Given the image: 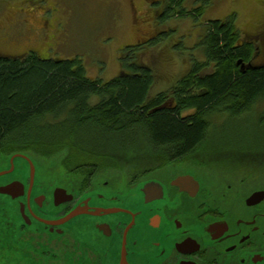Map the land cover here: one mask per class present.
Listing matches in <instances>:
<instances>
[{"label":"flooded vegetation","instance_id":"flooded-vegetation-1","mask_svg":"<svg viewBox=\"0 0 264 264\" xmlns=\"http://www.w3.org/2000/svg\"><path fill=\"white\" fill-rule=\"evenodd\" d=\"M167 10L157 16L167 19ZM260 28L247 38L264 47V23ZM194 113L185 110L180 118ZM247 148L218 146L167 158L83 156L68 167L69 156H58L53 187L36 185L29 205L26 166L17 208L23 204L28 219L17 212L25 247L36 260L51 257L54 264H264V146ZM18 179L14 174L9 182ZM55 189L67 195H58L57 204ZM84 206L87 213L63 224L40 221L57 222Z\"/></svg>","mask_w":264,"mask_h":264},{"label":"trees","instance_id":"trees-1","mask_svg":"<svg viewBox=\"0 0 264 264\" xmlns=\"http://www.w3.org/2000/svg\"><path fill=\"white\" fill-rule=\"evenodd\" d=\"M182 1H168L171 16L200 15V10L177 11ZM252 43L234 25V15L208 22L200 40L204 61H194L170 90L155 96L150 94L154 70L131 54L141 45L124 51L119 76L107 83L89 79L79 59L44 61L32 52L0 55V160L28 154L53 163L72 150L80 156L165 158L214 150L209 117H241L264 102V47ZM258 54V68L242 73L238 60L247 64ZM185 110L195 113L182 119ZM0 215L2 249L12 238L2 203Z\"/></svg>","mask_w":264,"mask_h":264},{"label":"rangeland","instance_id":"rangeland-1","mask_svg":"<svg viewBox=\"0 0 264 264\" xmlns=\"http://www.w3.org/2000/svg\"><path fill=\"white\" fill-rule=\"evenodd\" d=\"M168 1L132 0V6L129 0H5L0 2V55L32 52L44 61L79 59L89 79L107 83L119 76L125 49L141 45L131 54L154 70L155 85L150 94L155 96L174 86L194 61H204L200 40L208 22L234 15V25L242 37L262 32L264 0H184L176 10L189 14L200 10V15L169 16L164 20L165 16H157V12L169 7ZM43 20L45 25L38 30ZM26 28L34 30L33 34H27ZM152 29L154 34L147 35L153 33ZM214 117H209L217 126L214 131L209 128L211 145L264 146V102L255 104L251 113L241 117ZM72 153L68 158L71 162L83 157ZM54 161H43L39 167L41 177H49V182H53ZM7 163L6 159L0 160V171ZM25 169V161L16 158L13 175L20 179ZM10 176L0 177V185ZM6 203L8 214L17 215L13 204ZM9 245L17 253L0 252V264H39L34 256L23 254L24 245L16 238L5 242L0 251Z\"/></svg>","mask_w":264,"mask_h":264},{"label":"water","instance_id":"water-1","mask_svg":"<svg viewBox=\"0 0 264 264\" xmlns=\"http://www.w3.org/2000/svg\"><path fill=\"white\" fill-rule=\"evenodd\" d=\"M259 56L260 55L258 54L253 59V61L257 62V60L259 59ZM253 61L249 62L248 64H245L242 60H238L237 66L240 68V71L242 73L246 72V70H255L258 67L255 66ZM16 158H20V159L24 160L26 163V166H27V170H29L30 185H29L28 196H27L28 197V205H29L30 195L36 190L37 186H43L42 188L45 191H48L49 189H51L53 187L54 178H55V171H54V166H53L51 168L53 171V182L48 181L49 177H47L45 180L43 176L41 177V174H40L41 170L39 169V167H41L42 162L38 161L36 158H34L28 154H14V155H12L11 157H9L7 159L8 160L7 166L2 171H0V177L6 176V175H11L8 180H6L3 184L0 185V203H2L5 207V212L7 213V216L9 219L8 221L10 223L12 222V226L10 227L12 237L16 238L18 240L19 239L18 237L20 236L21 237L20 243L24 245V250H22L23 254L33 256L31 254L30 250H27L25 247L26 244L24 243L25 240L23 238V237H25V234H23L21 232V230L19 229L20 228V225H19L20 221H19V217H18V213H17L18 211H19L21 218L26 223H28L27 216L24 214V205L23 204H20L19 209L17 211L18 201L20 198H22L24 196V185L21 182H19L22 179H18L16 181L9 182L11 179L14 178V175H13V173H14V160ZM44 172H47V170L44 169ZM41 179L45 180V182H43ZM34 181H35V185H32ZM53 195H54V202H56L55 204H57L58 195H62V196L64 195L65 197H67L65 191L58 190V189L54 190ZM68 197L71 198V196H68ZM256 198H257V196H253L250 200H255ZM64 200H67V199H64ZM6 202L13 204L14 212L17 213V215L15 213H13V215L15 217H17L18 222H16L17 219H14L11 212L8 214ZM38 202L41 203L42 198H39ZM87 210H88L87 207L84 206L82 208V210H81V208L74 210L67 217L60 219V220H57V222H48L45 220H40V221H42L43 223H46V224L53 223L55 225H60V224H63L65 222H68L69 220H71L72 218H75L78 215L87 213ZM112 211L113 210H96V212L93 214H100V213L107 214V213H110ZM1 220H4V219L3 218L1 219V215H0V221ZM14 236H18V237H14ZM18 242H19V240H18ZM10 248L11 249H9V250H13L15 252V250L12 248V246ZM15 253H17V252H15ZM38 261H39V264H54L51 257L47 258V259L43 258V259H40ZM121 264H127V263L125 261L123 263V260H122Z\"/></svg>","mask_w":264,"mask_h":264}]
</instances>
